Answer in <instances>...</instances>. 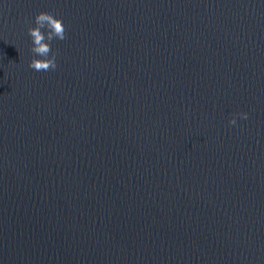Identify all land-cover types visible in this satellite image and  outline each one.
I'll use <instances>...</instances> for the list:
<instances>
[{"label": "water", "instance_id": "95a60500", "mask_svg": "<svg viewBox=\"0 0 264 264\" xmlns=\"http://www.w3.org/2000/svg\"><path fill=\"white\" fill-rule=\"evenodd\" d=\"M0 264H264V0H0Z\"/></svg>", "mask_w": 264, "mask_h": 264}, {"label": "clouds", "instance_id": "9594fccd", "mask_svg": "<svg viewBox=\"0 0 264 264\" xmlns=\"http://www.w3.org/2000/svg\"><path fill=\"white\" fill-rule=\"evenodd\" d=\"M35 26L28 28V33L32 40L31 51L34 53L29 62V67L35 71L55 70L56 52L52 51L51 42L54 39H65V25L61 18L46 11L38 12L35 15ZM45 29L46 31H42ZM242 118L247 119V113H240ZM230 124H236L235 116L229 121Z\"/></svg>", "mask_w": 264, "mask_h": 264}]
</instances>
